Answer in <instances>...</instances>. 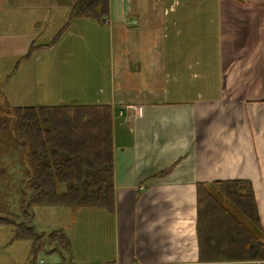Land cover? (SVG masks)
<instances>
[{"label":"crops","instance_id":"1","mask_svg":"<svg viewBox=\"0 0 264 264\" xmlns=\"http://www.w3.org/2000/svg\"><path fill=\"white\" fill-rule=\"evenodd\" d=\"M76 1L0 0V63L28 65L31 104L112 112L114 211L46 206L62 224L37 232L62 229L72 251H44L56 264H264L201 259L196 229L199 183L257 228L214 185L236 180L264 229V0H109L106 23L75 17L52 44ZM101 47L108 64L84 62ZM12 238L0 228V264L31 255Z\"/></svg>","mask_w":264,"mask_h":264},{"label":"trees","instance_id":"2","mask_svg":"<svg viewBox=\"0 0 264 264\" xmlns=\"http://www.w3.org/2000/svg\"><path fill=\"white\" fill-rule=\"evenodd\" d=\"M109 0H77L60 37L75 18L107 22ZM34 49L31 47V50ZM0 225L13 228V240H29L36 255L49 243L65 254L71 245L62 229L48 234L27 223L32 206L74 209L115 207L112 145V112L108 105L10 106L0 101ZM3 158V160H2ZM6 159V160H5ZM19 163V180L5 162ZM167 172V171H166ZM163 172V173H166ZM161 175V174H159ZM257 228H245L210 193L197 185L196 228L200 257L217 261H264V229L261 227L251 184L246 181L214 184ZM18 197L19 212H14ZM22 217L21 221L15 219ZM13 217V220H12ZM26 219V222L23 220ZM224 226L225 228H219ZM217 227V228H216Z\"/></svg>","mask_w":264,"mask_h":264},{"label":"rangeland","instance_id":"3","mask_svg":"<svg viewBox=\"0 0 264 264\" xmlns=\"http://www.w3.org/2000/svg\"><path fill=\"white\" fill-rule=\"evenodd\" d=\"M107 47L100 48L97 58H92L87 56L90 59L84 60V62L90 64L98 63L99 65L108 64V60H106L101 53L102 50L107 49ZM29 54L31 55L32 52H30ZM29 54H27L25 57H28ZM26 66H18V60H16L14 63H10L9 66L6 65L2 66V64L0 63V93L3 94L4 97L5 96L7 97L6 100L8 101L10 106L49 105V104H45L46 102H39V104H35V103L31 104V102L34 100L33 98L35 96V93H41V90L37 88L36 80L32 78L30 73L28 74V69ZM42 75L43 74L40 73L39 77L42 78ZM73 82H74L73 80L68 81L69 84H72ZM56 83L58 84V81ZM1 94H0V100L3 101ZM5 164H7L8 167L10 168V164H12L11 160H7ZM10 170L12 169L10 168ZM17 203H18V197L16 199V203L14 198L15 207L13 211L16 213L19 212V206H17L18 205ZM49 207H54V206H49ZM47 210L48 209H46V206H42V205L32 206L29 209V212L33 217L32 219L27 220V223L33 225L35 228H55L56 226H54L53 224L47 226L48 223H51V220L57 221L55 225L59 223L62 224L63 220L61 218L54 216L53 213H50ZM21 219L22 217L20 215V218L18 219L16 218L15 221L18 222V220L21 221ZM23 221L26 222V219H24ZM10 227L6 225H0V228H10ZM48 245H51L53 247H59V245L56 243H49ZM48 245H46V247ZM21 252H22L21 261L20 259L17 260L20 262H15L16 264L17 263L25 264L26 261L29 263L34 258L33 255H30V250L29 252H23V251ZM38 261H43L44 264H56L61 262V258L60 255L55 251L47 252L43 250L38 252L36 255V262Z\"/></svg>","mask_w":264,"mask_h":264}]
</instances>
